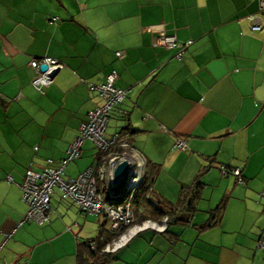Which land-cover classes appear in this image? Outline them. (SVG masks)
<instances>
[{"label":"crops","instance_id":"obj_1","mask_svg":"<svg viewBox=\"0 0 264 264\" xmlns=\"http://www.w3.org/2000/svg\"><path fill=\"white\" fill-rule=\"evenodd\" d=\"M249 14L264 25L259 0H0V264H76L78 243L95 237L104 221L109 229L105 215L97 214L96 234L89 236L86 222L61 204L82 210L59 189L51 194L48 223L19 222L27 210L20 189L26 169L41 171L47 158L56 166L66 156L80 124L103 103L88 84L104 82L112 70L114 86L128 92L106 136L134 129L123 137L146 166L157 165L154 190L175 202L180 186L204 169L200 199L211 187L213 203L228 200L216 227H195L218 204L211 199L203 216L197 210L189 225H174L182 231L142 230L141 239L129 240L110 264H221L217 246L228 242L229 195L264 197V27L251 31ZM159 25L181 42L192 41L181 58L176 49L153 46ZM43 56L63 66L42 94L29 63ZM176 139L187 141L185 151L173 148ZM95 161L98 171V152ZM95 166L80 160L67 179ZM221 166L240 168L244 186L222 176ZM75 221L78 230L70 228ZM239 221L233 218L234 245ZM258 225L255 253L263 262L258 240L264 216Z\"/></svg>","mask_w":264,"mask_h":264},{"label":"built area","instance_id":"obj_2","mask_svg":"<svg viewBox=\"0 0 264 264\" xmlns=\"http://www.w3.org/2000/svg\"><path fill=\"white\" fill-rule=\"evenodd\" d=\"M259 10L264 11V0H259ZM246 18L249 21L251 31L263 29L264 25L258 15L249 14ZM55 19L52 18L51 20ZM191 43L190 40L179 41L174 33H167L163 25L158 26L153 40L154 47L176 49V57L178 58L182 57V52ZM121 53L117 52L116 54L121 56ZM29 64L35 71L32 84L42 94L44 88L52 83L54 76L63 66L58 59L49 56L34 58ZM43 64L47 66V70L44 72L40 70V66ZM116 78L117 73L112 70L106 75L104 82L88 84L89 89L96 91L103 103L90 111L86 120L80 124L79 133L74 141L69 144L66 156L56 166L53 165L54 160L52 158H47L45 160L46 165L41 171L26 169L20 189L21 198L27 205V210L19 225L25 222H34L38 225L48 223L51 211V194L54 187L58 186L63 196L71 199L83 212L105 215L109 229L117 235L116 239L106 246L105 251L114 252L120 249L142 230L165 228V225H159L151 220L141 223L135 222L131 201L144 179L146 161L143 157L134 154L129 144L122 141L118 133H114L112 136L105 134L112 112L122 103L128 92V89L114 86ZM120 113L126 114L123 111ZM86 140L92 142L100 153L106 154L102 157L104 159L103 165L96 172L94 169L88 168L75 178L64 179L65 169L80 156L82 145ZM116 145L122 150H115ZM173 148L184 151L187 149V141L177 139ZM123 160H126L129 166L127 178L116 188L113 183L114 170L118 163ZM220 174L222 176L231 175L236 178L238 183H243L241 170L237 167L221 166ZM258 248H264L263 235L258 240Z\"/></svg>","mask_w":264,"mask_h":264},{"label":"trees","instance_id":"obj_3","mask_svg":"<svg viewBox=\"0 0 264 264\" xmlns=\"http://www.w3.org/2000/svg\"><path fill=\"white\" fill-rule=\"evenodd\" d=\"M133 133L134 129L127 126L126 128L122 129L120 133L118 132V135L122 141L127 142V139H124L123 136L126 134L132 135ZM176 141L177 139L175 142ZM115 150L121 151L122 148L116 145ZM103 156H106V154H102L98 151V158L99 160L101 159L102 163L100 166L103 165L104 162V159L102 158ZM146 168L147 169L144 179L133 195V199L131 201L134 209L135 220L136 218H139L141 220L140 222L146 220H165L166 226L162 233L167 235L170 234L169 227L171 226L189 225L190 219L185 220L181 217V215L183 213L193 215L198 210L197 202L200 199V193L203 187L200 179L205 173V170L201 169L191 183L182 184L179 188L176 201L171 202L159 195L153 188L154 182L159 172L157 165H148ZM227 200L228 199L226 197L222 198L220 202L210 210L207 219L203 223L195 225V227L200 231H207L220 224L227 207ZM105 223L106 222L104 221L95 237L78 243L75 256L76 264H110L111 262L117 260V250L114 252L105 251L106 246L111 244L117 237L116 234L105 227ZM262 264H264V257Z\"/></svg>","mask_w":264,"mask_h":264},{"label":"rangeland","instance_id":"obj_4","mask_svg":"<svg viewBox=\"0 0 264 264\" xmlns=\"http://www.w3.org/2000/svg\"><path fill=\"white\" fill-rule=\"evenodd\" d=\"M110 128V126L108 127ZM106 134V133H105ZM84 147L82 148V155L80 158L76 159L74 162L70 163L65 171L66 175H63L64 179H67L68 174H74V172L78 169V162L80 160L89 163L90 165H96V161L93 162V153L98 152V150L92 145V142L89 140L84 141ZM88 146V148H87ZM90 147V149H89ZM93 162V163H92ZM97 166L94 167V171H96ZM237 187H243L244 184L236 183ZM58 186L54 187V193L57 194ZM214 192H217V189H215ZM59 193V192H58ZM60 194V193H59ZM212 194V188L208 187V190L206 194L204 193L203 196H201V199L198 200V216H203L202 210H205V207H208V205L211 203L212 199V206L214 207L217 203L220 197L216 198V203H213V200L215 198V193L213 194L214 198H210L209 195ZM223 193L221 192V198ZM227 194V193H225ZM53 195V194H52ZM51 195V196H52ZM212 196V197H213ZM219 196V195H218ZM228 195H226L227 198ZM58 198V196H56ZM56 197H52L53 199H56ZM250 203V204H249ZM61 207L65 211L72 210L73 208L74 215H79L81 217V222L84 226L85 222L87 226L84 228V232H88L90 234L89 236H94L96 234V228H93L95 225L93 214H88L83 211L79 212V210L73 205V204H61ZM248 207V209H246ZM255 207H257L259 213L264 209V197L261 198L259 195H253L250 197H246L242 191L235 192L231 195H229V202H228V210H227V228L230 230L228 233L225 234L226 239H228V242H226L224 245L217 246V249H221L222 251V261L221 264H262V261L260 260V255L255 253V244H256V236L258 234V231L260 229L259 222L261 221L262 217L264 216V213L258 214L255 211ZM67 209V210H66ZM246 209V211H245ZM86 215V216H85ZM243 215V216H242ZM263 215V216H261ZM181 217L185 220H192V215H189L188 213H183ZM192 217V218H191ZM233 218H240V221L238 223L236 235L239 239V244H233ZM154 222V221H153ZM159 222V221H157ZM78 225H81V223H78L77 221L73 222L70 227L72 228L76 227L77 230ZM80 227V226H79ZM173 229H179L182 231V228L180 226H174ZM76 230V229H75ZM151 231L152 230H148ZM149 233V232H147ZM186 233H190L191 235H194L193 232H189L187 230ZM186 237V236H185ZM187 238V237H186ZM134 240L141 239L140 236H134ZM242 240V241H241ZM48 249V248H47ZM140 250H144L145 254L150 253L148 249L145 248V246L141 247ZM154 249L152 248V251ZM56 251V248H52V254ZM125 252H128V250H124ZM261 253V252H260ZM117 252V256H118Z\"/></svg>","mask_w":264,"mask_h":264},{"label":"water","instance_id":"obj_5","mask_svg":"<svg viewBox=\"0 0 264 264\" xmlns=\"http://www.w3.org/2000/svg\"><path fill=\"white\" fill-rule=\"evenodd\" d=\"M40 70L42 72L47 70V66L45 64L40 66ZM128 162L126 160L121 161L118 163L114 170V175H113V183L116 188H118L123 182H125L127 178V173H128Z\"/></svg>","mask_w":264,"mask_h":264},{"label":"clouds","instance_id":"obj_6","mask_svg":"<svg viewBox=\"0 0 264 264\" xmlns=\"http://www.w3.org/2000/svg\"><path fill=\"white\" fill-rule=\"evenodd\" d=\"M59 72V71H58ZM161 230H163V229H161Z\"/></svg>","mask_w":264,"mask_h":264}]
</instances>
